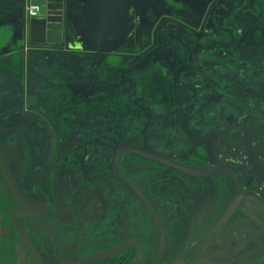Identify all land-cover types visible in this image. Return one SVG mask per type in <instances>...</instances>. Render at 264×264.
<instances>
[{"label":"flooded vegetation","instance_id":"af4514ba","mask_svg":"<svg viewBox=\"0 0 264 264\" xmlns=\"http://www.w3.org/2000/svg\"><path fill=\"white\" fill-rule=\"evenodd\" d=\"M50 4L0 0V264H264V0Z\"/></svg>","mask_w":264,"mask_h":264},{"label":"water","instance_id":"95a60500","mask_svg":"<svg viewBox=\"0 0 264 264\" xmlns=\"http://www.w3.org/2000/svg\"><path fill=\"white\" fill-rule=\"evenodd\" d=\"M41 2H43L44 4L48 3V5L43 10V13L41 14L42 16L38 17V19H41V20H36L32 23V29L35 27L41 28L43 30L44 34L47 36L48 40L53 41V37L56 36V35H54V33H56V27L58 26L56 23L53 22L54 19L56 18L55 13L53 12L55 10V8H53L52 5L50 4L51 0H41ZM60 28H61V25H59L57 29H60ZM92 33H93V31H92ZM87 38H88V36H87ZM88 41L90 42V47L86 48L87 50H89L87 52H95L94 51L95 41L92 40V42H91L89 40V38H88Z\"/></svg>","mask_w":264,"mask_h":264}]
</instances>
